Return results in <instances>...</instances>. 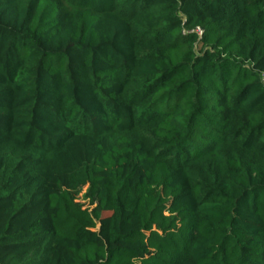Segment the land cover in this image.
Instances as JSON below:
<instances>
[{
	"label": "trees",
	"instance_id": "obj_1",
	"mask_svg": "<svg viewBox=\"0 0 264 264\" xmlns=\"http://www.w3.org/2000/svg\"><path fill=\"white\" fill-rule=\"evenodd\" d=\"M0 264H264V0H0Z\"/></svg>",
	"mask_w": 264,
	"mask_h": 264
},
{
	"label": "rangeland",
	"instance_id": "obj_2",
	"mask_svg": "<svg viewBox=\"0 0 264 264\" xmlns=\"http://www.w3.org/2000/svg\"><path fill=\"white\" fill-rule=\"evenodd\" d=\"M95 143H96V141L94 139H91V138H83L82 139V144H83V148H84V152H85L87 161H90L92 158ZM88 187H89V184H86L82 187H78V188L74 189L71 192V195L74 198L75 202L80 203V204H83L85 202L86 192H87Z\"/></svg>",
	"mask_w": 264,
	"mask_h": 264
},
{
	"label": "built area",
	"instance_id": "obj_3",
	"mask_svg": "<svg viewBox=\"0 0 264 264\" xmlns=\"http://www.w3.org/2000/svg\"><path fill=\"white\" fill-rule=\"evenodd\" d=\"M199 34H201V33L199 32Z\"/></svg>",
	"mask_w": 264,
	"mask_h": 264
}]
</instances>
